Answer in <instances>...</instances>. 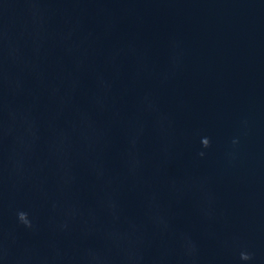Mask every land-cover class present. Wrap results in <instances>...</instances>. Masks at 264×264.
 <instances>
[{"label":"water","instance_id":"water-1","mask_svg":"<svg viewBox=\"0 0 264 264\" xmlns=\"http://www.w3.org/2000/svg\"><path fill=\"white\" fill-rule=\"evenodd\" d=\"M0 264H264V0H0Z\"/></svg>","mask_w":264,"mask_h":264},{"label":"clouds","instance_id":"clouds-1","mask_svg":"<svg viewBox=\"0 0 264 264\" xmlns=\"http://www.w3.org/2000/svg\"><path fill=\"white\" fill-rule=\"evenodd\" d=\"M203 145L205 147H207L209 145V140L208 139H204V142H203ZM18 218L19 220L24 223L25 225L27 226H30V223L28 221V217H27V214L25 212H19L18 213ZM241 259L243 260H248L250 259V256L247 254V253H241Z\"/></svg>","mask_w":264,"mask_h":264}]
</instances>
